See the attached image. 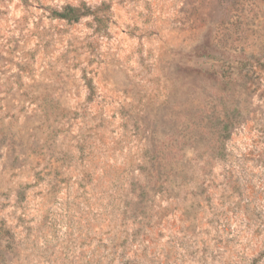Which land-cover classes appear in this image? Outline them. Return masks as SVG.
<instances>
[{"label":"rangeland","instance_id":"374dc122","mask_svg":"<svg viewBox=\"0 0 264 264\" xmlns=\"http://www.w3.org/2000/svg\"><path fill=\"white\" fill-rule=\"evenodd\" d=\"M0 264H264V0H0Z\"/></svg>","mask_w":264,"mask_h":264},{"label":"trees","instance_id":"16d2710c","mask_svg":"<svg viewBox=\"0 0 264 264\" xmlns=\"http://www.w3.org/2000/svg\"><path fill=\"white\" fill-rule=\"evenodd\" d=\"M98 8L92 9L87 3L81 2L78 6L65 5L61 10L53 11L55 18L66 20L68 22H78L86 16H93V20L101 22V15L97 13ZM87 86L92 89V84L89 79L86 80Z\"/></svg>","mask_w":264,"mask_h":264}]
</instances>
